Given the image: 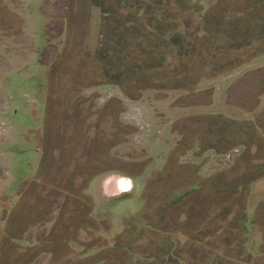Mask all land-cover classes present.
<instances>
[{
  "label": "rangeland",
  "instance_id": "1",
  "mask_svg": "<svg viewBox=\"0 0 264 264\" xmlns=\"http://www.w3.org/2000/svg\"><path fill=\"white\" fill-rule=\"evenodd\" d=\"M98 1L0 0V264H259L232 225L222 230L221 237L208 235L205 223L198 229L192 221L193 214L210 208L205 205L207 198L216 197L211 183L216 174L196 173L212 164L205 159L184 160L179 154L185 141L178 144L180 136L175 137L180 134L192 141L201 129L197 117L205 116L185 113L177 121L176 107L214 101V90L205 88L213 78L201 81L202 75L209 76L203 59L222 65L228 58L238 61L240 53L250 54L248 48L229 56L217 49L247 30L257 32L256 21L245 12L250 4L247 0H193L182 5L172 1L167 5L169 20L185 33L187 20L193 30L212 8L228 16L222 26L226 34H208L216 51L211 44L205 49H213L214 54L196 52L182 58L178 48L160 45L164 38L154 31L142 40L127 31L132 23L122 19L136 6L130 12L118 0H105L104 7ZM262 8L258 5L264 12ZM141 24L149 26L148 20ZM113 28L123 33L128 48L123 42L117 47L109 43ZM225 35L231 40L225 42ZM257 48H264V40ZM109 49L112 52L106 53ZM101 51L108 54L106 60ZM118 52L128 61L140 62L145 70L155 65L146 70L147 77L168 87L142 94L135 89V99L129 98L126 89L105 77L107 60L120 58ZM256 59L262 63L264 54ZM114 68L121 71L118 65ZM192 76L199 78V91L190 94L183 88V94L176 93L177 80L186 77L191 83ZM250 81L255 86L246 98L247 108L264 98V66L243 80ZM229 94L241 99L237 87ZM45 101L43 127L35 131V108H43ZM236 121L255 128L253 120ZM260 125L264 127V116ZM248 140L247 157L221 172L230 183L238 178L233 187L245 183L243 171L264 172V145L256 148ZM115 170L142 180L141 185L134 191L127 187L132 194L122 199L107 198L104 189L103 197L95 182ZM195 182L201 184L198 193L177 198ZM211 206L212 214L222 210L218 204Z\"/></svg>",
  "mask_w": 264,
  "mask_h": 264
},
{
  "label": "trees",
  "instance_id": "2",
  "mask_svg": "<svg viewBox=\"0 0 264 264\" xmlns=\"http://www.w3.org/2000/svg\"><path fill=\"white\" fill-rule=\"evenodd\" d=\"M172 1H178L181 5L184 3L186 4H192L193 0H118L120 3V6H125V8H129L130 12L131 9L136 6L137 14L134 12H131L129 15H127L122 20L127 23H140V24H131L130 29L127 31H133L135 38L143 39L147 38L150 32H153V34L158 35L159 37L164 38V41L161 42L160 45H169L172 47L178 48L179 54L183 57H190L191 55L194 56L196 52H198V56H204L208 55L210 56L213 53V49L206 50L205 46L206 44L213 43L212 37L210 38L208 34H221V33H227V31L222 30V26L224 23L228 20V16L223 12L220 13V11H216L213 8L210 9L207 12V15L204 19V21L200 22L195 29H191V20L186 21L187 25V32L178 31L179 27L171 22L169 11L167 9V5H170ZM249 6L246 7L247 15L251 16V21H256L258 27L260 29H263L262 32L259 31V28L256 33H253L254 30H247L246 33H243L242 36L236 37L235 40L231 41L230 43H225L221 47H217L218 50H224L229 56V52L238 50H241L242 48H248L250 51V54L248 55V52L246 51L244 54H241L237 56L238 61H233L231 58H228L225 63L222 65L215 64L214 62H209L208 60L203 59V64L208 69L209 76L202 75L201 81L207 78H215L222 74H225L227 72H230L236 68H240L251 61H253L255 58L260 56L261 54H264V48L258 50L257 45L260 43V41L264 40V12H261V10L258 9V5L263 6L264 10V0H247ZM106 4L105 0H99L98 6L104 7ZM201 7V8H200ZM198 7V10L200 8L201 11H204V7L200 6ZM191 9V8H190ZM105 13H110V10H104ZM253 12V13H252ZM244 13V12H243ZM255 13V14H254ZM258 13V15H256ZM263 14V15H262ZM243 15V14H242ZM262 15V17L260 16ZM255 18V19H254ZM214 22L213 25L210 24L211 20ZM144 20V21H143ZM148 20V25L141 24L143 22H146ZM242 20L241 15L240 19L237 20V22H240ZM121 22V21H120ZM234 24L233 21H229V24ZM153 24L154 28H153ZM260 32V34H258ZM123 33H118L117 29H112L108 33L109 37V43L114 44L117 46L120 45L121 42L125 45V47L128 48V43H126ZM169 37V40L166 38ZM114 38V39H113ZM226 38V35H225ZM230 38H226L225 42L229 40ZM231 40V39H230ZM205 41V44L202 42ZM213 47V46H212ZM214 48V47H213ZM215 49V48H214ZM113 49H109L106 53L112 52ZM216 51V49H215ZM104 53V51H101L100 54L103 56L102 59H107V55ZM120 55V58L117 60H107L110 62L109 69L105 72V77L111 79L113 81V85L120 86L123 89H126L125 92L129 96V98L132 97L133 91H138L140 94H142L147 89H155V88H162L166 89L168 86L165 85V83H157V81H150L149 78L146 75V70L155 68V65H150L145 68L140 64V62H134L132 60L128 61L123 56L122 52H118ZM214 54V53H213ZM214 59V57H213ZM206 61V62H205ZM108 62V63H109ZM210 63V64H209ZM114 65H118L119 68H121V71L114 70ZM192 66H195L193 64ZM181 72H184V69L180 70ZM196 78V77H195ZM192 76V81H188L184 77L182 79V82L180 80H177V84L175 86L176 92H184L183 88L187 89L190 94L195 93L199 91L201 86H199L198 82L199 78L196 79ZM151 79V78H150ZM176 81V80H175ZM152 82V86L147 85V83ZM144 84V85H142ZM155 84V85H154ZM172 84V83H171ZM157 85H159L157 87ZM136 89V90H135ZM208 91V89H206ZM202 91V90H201ZM213 92V91H212ZM211 92V93H212ZM183 94V93H182ZM214 94V93H212ZM211 94V95H212ZM135 99V98H133ZM181 103V102H179ZM211 103L208 102V104ZM207 121L209 122L208 125ZM197 122L199 125L198 128H201L200 131H198V135L195 134L192 141L188 138L183 140L184 135H180V139L178 144L180 142L185 141V150L179 154L180 157H185L189 152L193 150H198L201 155L205 154L208 150L214 149L218 153H227L231 151L232 149L239 147V146H245L247 147V141L246 139L249 137V142L251 141L253 146L259 148L262 145H264V142L262 141L261 137V131L257 130V128L252 126H247L245 123H238L237 121L233 119L226 118L222 115H208V116H200L197 117ZM197 124V125H198ZM244 134V135H243ZM250 134V135H249ZM235 135H238L241 137L236 138ZM214 139H213V138ZM255 138H257L255 140ZM256 141V142H255ZM263 142V143H262ZM258 170V169H257ZM250 171L247 172L244 175V178H246L245 183L238 184L235 188L232 189H226L224 191L220 192H228L229 196L232 197L234 195L243 194L247 190V186L252 183L253 181L257 180L258 178L264 176V172L259 171ZM198 173V170L196 171ZM223 178V174L221 173L216 176L213 180H217L220 178ZM236 180H234L235 182ZM197 184H191L189 186V189L186 192H183L182 194L178 195L177 198H184L189 196L193 192H199L197 189ZM204 209V207L202 206ZM196 214V213H195ZM201 217H206L209 215V211L205 209V211L199 212L196 214ZM242 214L238 215L237 222L234 224V226H238L239 223H244V218L241 217ZM238 224V225H237ZM238 228V227H237ZM239 229V228H238ZM239 236H241L240 242L246 241L245 239V232L244 230L239 229ZM221 262V261H220Z\"/></svg>",
  "mask_w": 264,
  "mask_h": 264
},
{
  "label": "crops",
  "instance_id": "3",
  "mask_svg": "<svg viewBox=\"0 0 264 264\" xmlns=\"http://www.w3.org/2000/svg\"><path fill=\"white\" fill-rule=\"evenodd\" d=\"M18 50V47L16 48ZM33 63H31L32 65ZM35 64V63H34ZM25 68L29 65H23ZM264 61L261 63L256 58L251 61L250 63L232 70L231 72H227L222 74L218 77H215L208 81L205 84V88L213 89L215 93L214 101L211 104L205 106H192V107H176V115L175 117L177 121L183 119L185 113L190 114H197V115H222L229 119H236L240 121H255V127L257 130L261 131L262 141H264V127L260 125V119L264 116V98L259 97L258 99L262 100L261 102L257 101L258 104L254 105L252 108H247V100L248 94L254 93L253 84L250 82H243L245 80L247 74L249 72L256 71L258 69H263ZM35 68V65L34 67ZM35 73V72H34ZM49 81V79H48ZM35 83V81H34ZM255 86V85H253ZM237 87L239 89L240 96L237 98H241L239 100L233 99L234 95H230V91L232 88ZM48 83L44 88V92L47 93ZM256 88V87H255ZM41 89V88H39ZM253 89V90H252ZM179 95L182 94L180 92H176ZM45 94V93H44ZM178 95V96H179ZM232 100V101H230ZM131 105L135 106L133 101H129ZM38 106V105H37ZM249 106V105H248ZM37 115L35 116V131L39 130L43 127V116L47 111V101L44 102L43 108L38 106ZM39 116V118H38ZM39 119V120H38ZM234 119V120H235ZM259 121L257 122V120ZM235 120V121H236ZM166 131H168L166 129ZM178 134L175 137H179ZM169 138L173 139L172 129L169 131ZM254 147V146H253ZM257 148V147H256ZM172 151V146L167 150V156L165 159V164L169 160ZM189 158L185 156V159L193 158L194 161L200 162L202 159H205L212 165L202 166L200 168L201 171L198 170V173H203L204 175H211L214 173L218 176L225 168L229 167L231 163H236L239 159H244L247 157L248 148L245 146H239L227 153H218L214 149L208 150L205 154L201 155L198 150H193L189 152ZM193 162V161H192ZM195 162V163H196ZM37 164V161H36ZM165 164L160 168L161 170L164 169ZM201 165V163H199ZM216 165V166H215ZM147 169V168H146ZM147 174H144V178L147 181L152 174L151 167L149 168ZM219 171V172H218ZM213 172V173H212ZM245 174L247 171H243ZM214 176V177H216ZM213 177V178H214ZM238 179V178H236ZM234 179V180H236ZM98 181L95 182L96 185L102 190L101 195L104 197V191L106 193L105 196L107 198H119L122 199L123 197L129 196L132 193H127V187L130 190L134 191L136 186H140V182L142 180H136L130 174H127L121 170H115L109 172L108 174L102 176L101 178L97 179ZM234 180L230 183L228 179L225 177H221L217 180H212L214 189H216V197H209L205 201V205L209 206L207 210L209 211V215L204 217L198 216L193 214L192 221L198 227L202 223H205L207 226L203 228L205 231H210L212 234H218L221 236V233L226 228L227 225H232L234 230L239 231V229L244 230L245 232V239H246V246L258 260L259 264H264V176L258 178L257 180L253 181L247 186V190L243 194L234 195L232 197L229 196L228 192H220L226 189H232ZM197 184V189H201L200 183H193ZM143 185V184H142ZM146 185V183H145ZM98 188V187H97ZM104 189V191H103ZM128 198V197H127ZM239 198V199H237ZM220 205L222 210L220 213H210L211 205ZM242 214V218H244V223H239L238 226H234L237 222L238 215ZM202 218V219H201ZM192 222V223H193ZM203 226V225H202ZM197 227L195 228L196 230ZM239 229H238V228ZM197 236V235H195ZM222 237V236H221ZM257 263V262H256Z\"/></svg>",
  "mask_w": 264,
  "mask_h": 264
}]
</instances>
